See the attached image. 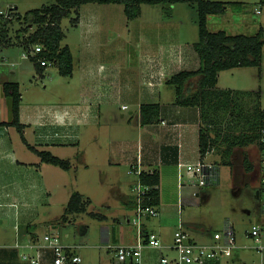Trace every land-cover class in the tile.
Listing matches in <instances>:
<instances>
[{
	"label": "rangeland",
	"instance_id": "1",
	"mask_svg": "<svg viewBox=\"0 0 264 264\" xmlns=\"http://www.w3.org/2000/svg\"><path fill=\"white\" fill-rule=\"evenodd\" d=\"M54 1L0 0V15L7 17L9 14L12 18L8 24L9 31L14 32L18 28V21L13 12L23 15L29 9ZM219 1L226 3V9L220 15H210L207 28L211 31L254 34L258 23L261 21L264 23V0ZM13 7L16 8L10 11L9 9ZM255 8H260L262 13H256ZM73 16L74 14H71L70 17L62 18L60 25L65 34L61 44H69L73 52L74 79L62 76L54 64L47 65L42 74L36 73L33 62L17 45L0 50V106H4L9 112V120L11 98L3 90L5 82L18 80L20 103L22 102L29 112L36 106L43 117L50 112L64 110L68 103H78L75 86L78 76L76 67L79 57V35L78 30L70 22ZM114 24H118L119 30L106 29L98 33L96 52L90 53L92 63L96 64L99 61L106 65L107 69L114 63L112 57L117 55L116 57L123 58L121 67L124 70L126 67L132 70L137 58L134 54L131 56L129 44L130 34L132 39L133 28L136 25L134 33L142 31L147 36L151 34L149 25L155 26V30H162L161 27L165 24L168 28L175 26V30L178 29L180 33L181 42L192 43V47L198 39L197 12L195 5L189 3H178L176 11L170 14L165 13L160 4H142L141 13L137 18L128 21L122 10L120 22L115 21ZM117 47L119 52H113ZM186 69L192 70L190 66ZM217 86L256 91L259 95V105L264 109V45L260 68L248 66L224 70L220 73ZM162 90L173 96L172 85H165ZM161 103H164V100ZM243 103L245 105L243 109L251 114L254 110V101L243 100ZM123 104L126 105L121 107ZM100 108L101 112L98 114V106L95 105L94 112L98 117L93 122L82 124L78 134H75L77 130L74 129L73 133L66 134L60 130H53L48 132L44 143L40 142L38 138L40 134L34 126L26 128L24 135L16 129L10 130V141L18 163L7 164L5 158L0 159V252L11 250L15 240L19 239L17 235L20 229L26 226V230L29 231L27 228L29 224L31 227L34 226L39 234L57 235L64 245H80L78 250L81 254H86L87 249L82 245L97 242L95 240L100 239L104 227L111 226L115 217L127 223L125 216L120 212L118 195L130 193L134 207L136 191L133 189L135 184L133 179L136 175L128 173L130 167L126 164L114 162L116 160L114 150L119 147L117 144L122 147V143L131 132L136 139L137 128L133 121L136 107L129 102L114 101ZM200 123L209 135L214 137L218 130L220 134L230 133L233 125L237 129L234 128L232 132L239 133L241 130L238 126L243 124L244 120L234 110L221 118H216V122L209 127L203 121ZM54 131H57V134ZM29 145L38 150H48L53 155L68 160V167L64 169L42 163ZM217 146L205 156L207 160L218 164L216 182L199 187L193 185L192 178L189 179L184 174L185 183L179 190L176 166L163 167L162 201L164 205H171L167 213V222L160 227V219L157 216L143 220L157 233H162L168 241L172 242L179 218L182 228L191 238L201 240H210L216 229H224L226 222L231 224L235 220L236 233H241L263 221L261 204L256 195L258 178L253 171L257 159V146L252 143L246 147H234L228 165L222 164L221 143L218 142ZM245 160L251 164V169L247 168ZM131 181L133 184L130 191ZM73 192H79L83 199L89 200L86 210L82 213H69L67 221L58 222ZM179 205L182 209L180 213ZM91 213L96 215L93 216ZM101 215L103 217H99ZM134 227L133 225L132 228ZM167 254L173 256L175 252Z\"/></svg>",
	"mask_w": 264,
	"mask_h": 264
},
{
	"label": "crops",
	"instance_id": "2",
	"mask_svg": "<svg viewBox=\"0 0 264 264\" xmlns=\"http://www.w3.org/2000/svg\"><path fill=\"white\" fill-rule=\"evenodd\" d=\"M177 4L172 6L173 13L177 9ZM120 5L122 4L86 3L78 9V21L73 25L78 30L79 35V61L77 60L78 66L76 67L78 76L77 86H75L78 93V103H68L64 110L50 112L46 117H43V114L37 111L36 106L29 112L26 111L27 107L25 108L21 102L19 121L23 125V135L26 134V128L29 129L34 126L40 134V137H38L40 142L44 143L47 140L46 135L48 132L53 130H60L66 134L68 132L73 133L74 129L77 130L75 134H78V129L82 124L93 122L98 117L94 112L95 105L98 106V114L101 112L100 107L102 105L113 103L114 101L117 103L129 102L134 105L136 109L133 121H135L137 128L136 139L133 138L134 133L131 132L126 141L122 143V147L117 144V147H119L114 150V156L116 157L114 162L124 163L127 167L137 164L144 171H152L154 169L158 171L159 206L157 217H159L160 227H162L164 222H167V213L171 208V205H164L162 201L164 192L163 167L174 165L178 171V163H194L200 159L199 109L193 106L183 107L176 105L174 103L175 94L173 93V96H170L166 90L162 89L165 85L170 86L166 83V80L172 74L186 69L187 66H190V69H197L200 61L192 47V43H182L178 29L175 30V26L168 28L167 22L161 27L162 30H155V26L149 25L150 36L143 34L142 31L134 33L137 25L133 28L132 39L130 34L131 44H129V48L131 56L134 54L137 62L134 63L131 71L128 67L125 70L121 67L123 58L116 57L117 55L112 57L114 63L108 69L106 65L99 61L96 64L92 63L93 60L91 61L90 53L96 52L98 33L100 34L106 29L119 30L118 24L116 25L114 22H120V12L123 10V5L122 8H120ZM116 13H118L117 16ZM102 14L103 17H101ZM100 18L102 19L100 20ZM107 20L108 22H106ZM259 27H264L262 21L258 23L257 31ZM66 45L69 46L72 52L70 45ZM113 52H119V47ZM222 71L219 72L218 79ZM70 77L74 79L73 71ZM14 82H17L19 86L18 80ZM162 100H164V103H161ZM143 103L159 104V115L154 123L143 124L140 122L139 109ZM125 105L123 104L121 107ZM9 118V112L4 106H0V159L3 160L5 158L7 164L13 165L17 164L18 161L12 149L10 130L16 128L5 124L11 120ZM16 131L18 130L16 129ZM56 132L54 131V133ZM257 165L258 157L253 168L255 174ZM136 178L135 176L133 181ZM133 181L130 183V191ZM118 196L120 198V212L125 216L127 223L121 221L119 217H115L111 226L106 225L104 227L100 239L95 240L97 242L83 244L82 246L87 250L86 254H81L78 250L82 257L80 264H132L131 262L118 263L114 261L112 250L107 247L111 243L132 244L137 240L136 227L132 228L133 224L130 222L134 213L132 195L130 193H119ZM178 201L180 203V198ZM181 211L182 209L179 205V213ZM179 222H181L180 218ZM227 224L226 222L224 227ZM231 224L235 226V220ZM27 228L29 231L26 230V226L20 229L21 231L17 235L19 239L18 241L15 240L11 250L0 252V264H31L21 258L22 254L30 252L25 244L30 241L40 240L43 234H39L34 226L31 228L28 226ZM142 230L144 233L148 231L157 233L144 220ZM157 234L164 246L171 244L170 241L164 238L162 233ZM161 252L162 254H167L170 251L161 249ZM157 255V251L145 248L142 253L143 264H158ZM208 264H264V248L258 251L254 248L251 240L243 236V232L237 233L236 247L232 255L221 260L210 261Z\"/></svg>",
	"mask_w": 264,
	"mask_h": 264
},
{
	"label": "trees",
	"instance_id": "3",
	"mask_svg": "<svg viewBox=\"0 0 264 264\" xmlns=\"http://www.w3.org/2000/svg\"><path fill=\"white\" fill-rule=\"evenodd\" d=\"M86 3H120L128 21L137 18L141 13L142 4H160L165 13L172 12V6L177 3L194 4L197 12L198 39L193 43V49L199 58L200 65L197 69H182L169 78L166 83L173 86L174 103L178 106H193L199 109V153L203 159L208 152L213 150L217 143H221L222 164H230L233 148L246 147L254 143L257 145L260 127L264 123V109L259 105V95L256 91L221 88L217 86L218 74L222 70L236 67L255 66L260 68L262 48L264 45V27H259L255 34H229L224 30L211 31L207 28L210 15H220L225 12L226 3L219 0H55L42 4L38 8L27 10L23 15L15 13L18 28L9 31V22L12 18L0 15V50L17 45L27 53L36 44L41 46V51L28 58L33 62L37 73L42 74L46 66L40 64L39 59H46L57 66L62 76H71L73 71V55L68 45L61 42L65 36L61 28V20L74 13L70 18L72 25L78 21V9ZM16 7L10 8L12 11ZM3 88L11 98L12 118L7 125L14 126L22 134L23 125L19 121V107L21 93L17 82H5ZM252 99L255 103L251 114L246 112L243 100ZM236 111L244 123L238 126L241 131L231 126V132L220 134L218 130L211 137L200 121L207 127L216 122L224 114ZM159 115L158 103H143L140 105L139 118L143 124L154 123ZM25 141L24 136L21 135ZM40 160L66 169L68 160L53 155L48 150H38L29 145ZM219 147V145L217 146ZM247 168L251 164L245 160ZM215 163V162H214ZM217 166L218 164L215 163ZM140 180L152 188L144 203L159 206V173L156 169L151 172L141 171ZM88 199H83L79 192H73L58 222L68 220L69 213H82L86 209ZM93 216L95 213H91ZM30 226V225H28Z\"/></svg>",
	"mask_w": 264,
	"mask_h": 264
},
{
	"label": "built area",
	"instance_id": "4",
	"mask_svg": "<svg viewBox=\"0 0 264 264\" xmlns=\"http://www.w3.org/2000/svg\"><path fill=\"white\" fill-rule=\"evenodd\" d=\"M260 13V8H255ZM9 14H7L8 17ZM41 46L36 44L29 53L25 51L26 57L34 56L41 51ZM40 64H52L46 59H39ZM57 134V133H56ZM257 197L261 204V213L264 218V123L259 130L257 143ZM141 168L139 165H131L128 173H134L136 180L133 189L136 191L134 213L130 222L136 227L137 240L132 244H108L112 250L113 260L118 263L131 262L132 264H143V250L151 248L157 251L158 264H208L210 261H217L228 258L236 247L237 233L232 224H227L224 229L216 230L210 240L193 239L187 231L182 228L181 222L174 231L172 242L164 246L159 235L154 231L143 232V218H150L158 215V207L144 203L148 198V192L152 188L140 180ZM148 172H151L148 170ZM192 178V184L202 187L216 182L218 177L217 165L205 157L194 163H178V187L183 186L185 181L183 175ZM243 236L252 241L254 248L261 251L264 248V219L250 229L243 232ZM30 250L21 255V258L31 264H80L82 257L78 253L80 246L64 245L55 234H43L40 240L30 241L25 244ZM161 249L174 251L173 256L162 254Z\"/></svg>",
	"mask_w": 264,
	"mask_h": 264
},
{
	"label": "flooded vegetation",
	"instance_id": "5",
	"mask_svg": "<svg viewBox=\"0 0 264 264\" xmlns=\"http://www.w3.org/2000/svg\"><path fill=\"white\" fill-rule=\"evenodd\" d=\"M256 176H257V173H256ZM258 178V177H257ZM258 188V187H257ZM256 192H257V190H256ZM257 195V194H256Z\"/></svg>",
	"mask_w": 264,
	"mask_h": 264
},
{
	"label": "water",
	"instance_id": "6",
	"mask_svg": "<svg viewBox=\"0 0 264 264\" xmlns=\"http://www.w3.org/2000/svg\"><path fill=\"white\" fill-rule=\"evenodd\" d=\"M256 194H257V192H256Z\"/></svg>",
	"mask_w": 264,
	"mask_h": 264
}]
</instances>
